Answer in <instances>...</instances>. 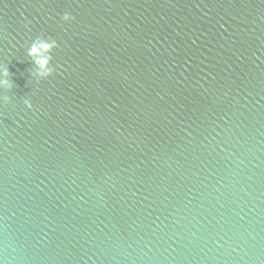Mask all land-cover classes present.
Here are the masks:
<instances>
[{
    "label": "water",
    "instance_id": "water-1",
    "mask_svg": "<svg viewBox=\"0 0 264 264\" xmlns=\"http://www.w3.org/2000/svg\"><path fill=\"white\" fill-rule=\"evenodd\" d=\"M0 264H264V0H0Z\"/></svg>",
    "mask_w": 264,
    "mask_h": 264
},
{
    "label": "clouds",
    "instance_id": "clouds-1",
    "mask_svg": "<svg viewBox=\"0 0 264 264\" xmlns=\"http://www.w3.org/2000/svg\"><path fill=\"white\" fill-rule=\"evenodd\" d=\"M45 47H47V46H45ZM36 51L37 50L35 48H33L32 54H36ZM38 63L40 64L41 67H44L47 64V61H39ZM5 75L6 76L8 75V72L7 71L5 72ZM48 75L51 76L52 73H48ZM29 107L32 109V106L31 105H29Z\"/></svg>",
    "mask_w": 264,
    "mask_h": 264
}]
</instances>
